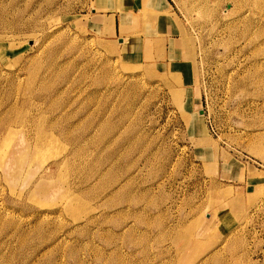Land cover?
I'll use <instances>...</instances> for the list:
<instances>
[{"label":"rangeland","instance_id":"1","mask_svg":"<svg viewBox=\"0 0 264 264\" xmlns=\"http://www.w3.org/2000/svg\"><path fill=\"white\" fill-rule=\"evenodd\" d=\"M122 1L0 0V264H264V0Z\"/></svg>","mask_w":264,"mask_h":264},{"label":"crops","instance_id":"2","mask_svg":"<svg viewBox=\"0 0 264 264\" xmlns=\"http://www.w3.org/2000/svg\"><path fill=\"white\" fill-rule=\"evenodd\" d=\"M130 0H123L122 1V3H121V7H122V9L126 6V4L129 2ZM134 0H131V2H133ZM131 2H129V3H131ZM149 7H150V13H154L155 14V12L157 13V14H161L162 16L163 15H165V17L167 16V11L166 10H168V5H170L169 4V1L168 0H150L149 1ZM126 8V7H125ZM127 9V8H126ZM128 10H129V8H128ZM122 12V15H123V13L125 14V13H127V12H130V11H121ZM113 14H115V13H113ZM121 13L119 14V26L121 25ZM168 19V17L166 18V20ZM121 20V21H120ZM174 25H176V22H175V20H174ZM157 27H158V25H157ZM173 27V26H172ZM173 29V28H172ZM165 30H167L168 31V29L167 28H165ZM169 32H165V34H171L170 32H171V27L169 28ZM129 38H131V40H132V38H133V36H131V37H129ZM175 39H178V38H176V37H173V36H167V43H166V48H165V53H164V51H162V45L160 44V40L158 39V40H156V42L154 41V38H151V37H149V35H146L144 38H142V43L140 42V38H135L133 41H132V43L135 45V46H133V44H132V46L130 47V45L127 47V48H123L124 47V45H125V41H124V38L122 39V41H121V45H122V48H120L122 51H124V52H131L132 54H134L135 53V55H136V57H138V56H144L145 55V52H144V49H143V43H145V45H146V43H150L151 42V47L153 46V49L151 50V54H149V55H151V57L153 58V57H158V58H162L161 56L163 55L164 57L166 56V57H168L169 59H172L170 56H171V53H172V50H174V49H172L171 50V44H170V42L171 41H177V40H175ZM146 41V42H145ZM154 42H155V48H154ZM160 56V57H159ZM162 60V59H161Z\"/></svg>","mask_w":264,"mask_h":264},{"label":"bare ground","instance_id":"3","mask_svg":"<svg viewBox=\"0 0 264 264\" xmlns=\"http://www.w3.org/2000/svg\"><path fill=\"white\" fill-rule=\"evenodd\" d=\"M145 12H146V11H145ZM145 12H144V13H145ZM144 17H145V16H144Z\"/></svg>","mask_w":264,"mask_h":264}]
</instances>
